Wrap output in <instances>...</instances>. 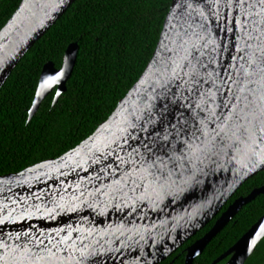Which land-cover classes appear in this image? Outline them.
Here are the masks:
<instances>
[{"label":"water","instance_id":"water-1","mask_svg":"<svg viewBox=\"0 0 264 264\" xmlns=\"http://www.w3.org/2000/svg\"><path fill=\"white\" fill-rule=\"evenodd\" d=\"M76 0H23L0 32V91ZM48 63L30 121L67 92ZM264 172V0H173L146 71L75 149L0 176V264H162ZM264 187L187 248L194 264ZM264 216L214 264H246Z\"/></svg>","mask_w":264,"mask_h":264},{"label":"trees","instance_id":"trees-1","mask_svg":"<svg viewBox=\"0 0 264 264\" xmlns=\"http://www.w3.org/2000/svg\"><path fill=\"white\" fill-rule=\"evenodd\" d=\"M22 2L0 0V32ZM172 4L173 0H76L0 91V176L58 159L91 137L146 71ZM76 43L78 60L67 92L56 105L55 93L50 95L30 121L44 67L53 63L62 69L68 48ZM262 187L264 172L246 182L229 205ZM263 216L261 195L240 211L194 264H214ZM217 219L162 264H185L187 248L209 233ZM246 264H264V240Z\"/></svg>","mask_w":264,"mask_h":264},{"label":"flooded vegetation","instance_id":"flooded-vegetation-1","mask_svg":"<svg viewBox=\"0 0 264 264\" xmlns=\"http://www.w3.org/2000/svg\"><path fill=\"white\" fill-rule=\"evenodd\" d=\"M233 198H234V197H233ZM236 200H237V199H236ZM236 200H235V201H236ZM235 201H234V202H235ZM234 202H233V203H234ZM233 203H232V204H233ZM228 205H229V203H228ZM230 205H231V204H230ZM230 205H229V206H230ZM229 206H227V209H228ZM224 209H225V208H224ZM227 209H226V210H227ZM226 210H223V211L221 212V214L218 215V217L220 218L221 215H222ZM218 217H217V218H218ZM217 218H216V219H217ZM219 218H218V219H219ZM218 219H217V220H218ZM216 222H217V221H216ZM168 260H169V259H168ZM165 262H166V261H165ZM163 263H164V262H163Z\"/></svg>","mask_w":264,"mask_h":264}]
</instances>
